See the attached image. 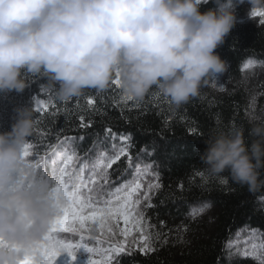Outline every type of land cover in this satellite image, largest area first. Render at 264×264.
<instances>
[{
	"label": "trees",
	"instance_id": "16d2710c",
	"mask_svg": "<svg viewBox=\"0 0 264 264\" xmlns=\"http://www.w3.org/2000/svg\"><path fill=\"white\" fill-rule=\"evenodd\" d=\"M215 6L207 0L200 11ZM249 8L247 0L236 7L237 22L215 50L225 62L224 71L210 75L199 95L179 108L155 88L142 101L122 102L116 99L121 90L113 84L60 101L46 76L30 73H24L23 92L0 93V133L11 131L18 108L32 109L34 126L27 142L34 154L44 155L45 146L57 143V137L76 138L77 152L91 154L95 166L130 154L131 162L122 157L113 163L120 182L108 198L122 201L138 184L147 185L146 198L136 197V212L144 221L149 251L142 255L130 247L113 264H264V184L250 188L237 183L228 170L213 174L201 159L217 132L242 129L250 145L255 139L250 121L264 120V22L250 18ZM38 98L55 107L38 115ZM81 116L92 126L81 128ZM260 172L264 180V169ZM96 230L106 241L98 224ZM60 236L70 246L60 251L55 264H77L73 247L78 240L100 247L88 237Z\"/></svg>",
	"mask_w": 264,
	"mask_h": 264
},
{
	"label": "clouds",
	"instance_id": "9594fccd",
	"mask_svg": "<svg viewBox=\"0 0 264 264\" xmlns=\"http://www.w3.org/2000/svg\"><path fill=\"white\" fill-rule=\"evenodd\" d=\"M0 0V93L23 92L24 73L43 75L60 101L87 90L109 89L118 76L125 96L142 101L154 88L179 108L222 73L215 52L234 27L246 0ZM250 18L264 22V0H247ZM58 85V87H57ZM11 131L0 133V264L32 258L45 243L64 201L24 161L33 111L16 110ZM219 131L201 155L216 175L225 170L240 184H264V120Z\"/></svg>",
	"mask_w": 264,
	"mask_h": 264
},
{
	"label": "snow or ice",
	"instance_id": "6c2138e0",
	"mask_svg": "<svg viewBox=\"0 0 264 264\" xmlns=\"http://www.w3.org/2000/svg\"><path fill=\"white\" fill-rule=\"evenodd\" d=\"M257 20L261 22L259 17ZM112 84L121 90L118 76ZM116 99L122 102H137L125 96L122 91L121 96ZM87 104H93V99L87 98ZM140 106L143 108L142 102ZM54 107V103L38 98L34 110L39 115ZM79 126L91 127L92 121L86 122L81 116ZM111 130V127L105 129L108 132ZM74 139L76 138L65 137L61 140L57 137V143L45 146L44 155L34 154V146L28 142L23 148L27 166L37 177L46 179L57 197L64 201L61 215L55 221L45 243L37 249V254L44 258V264H55L60 251L70 246L69 239L61 237V233L77 234L82 239L88 237L100 245L101 250L96 253V258L92 259L90 264H113L115 257L130 247L140 251L142 255L148 254L147 240L143 232L144 221L136 212V197L146 198L147 185L138 184L122 201H110L108 198V191L120 182L118 169L112 171V165L122 157L131 162L130 154L124 152L121 157L103 166H95L91 154L81 156L77 152L73 144ZM97 224L100 231L106 234V241L96 235ZM72 258L75 259V256ZM21 264H35V260L27 258L21 261Z\"/></svg>",
	"mask_w": 264,
	"mask_h": 264
},
{
	"label": "rangeland",
	"instance_id": "374dc122",
	"mask_svg": "<svg viewBox=\"0 0 264 264\" xmlns=\"http://www.w3.org/2000/svg\"><path fill=\"white\" fill-rule=\"evenodd\" d=\"M74 250L78 257L77 264H90V261L96 258V253L101 249L99 246L93 247L88 243H84L82 240H78L74 245Z\"/></svg>",
	"mask_w": 264,
	"mask_h": 264
},
{
	"label": "built area",
	"instance_id": "2783aa9c",
	"mask_svg": "<svg viewBox=\"0 0 264 264\" xmlns=\"http://www.w3.org/2000/svg\"><path fill=\"white\" fill-rule=\"evenodd\" d=\"M89 226H91V222H90V225Z\"/></svg>",
	"mask_w": 264,
	"mask_h": 264
}]
</instances>
